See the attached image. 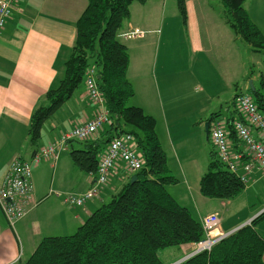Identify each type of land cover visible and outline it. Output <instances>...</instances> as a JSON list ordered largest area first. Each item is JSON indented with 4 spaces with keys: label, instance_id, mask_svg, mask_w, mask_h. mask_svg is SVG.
<instances>
[{
    "label": "crops",
    "instance_id": "0c3cea01",
    "mask_svg": "<svg viewBox=\"0 0 264 264\" xmlns=\"http://www.w3.org/2000/svg\"><path fill=\"white\" fill-rule=\"evenodd\" d=\"M87 4L88 0H19L12 18L0 30V188L16 156L31 158L39 148L59 138L78 122L91 118L94 113L95 106L83 84L44 122L38 143L33 145L30 142L32 113L45 102L47 92L63 76L64 62L70 56L76 39L75 24ZM186 5L187 21L183 22L182 18L178 20V8L174 11L169 0L132 3L131 16L122 31L130 27L148 31L143 40L126 44L131 58L127 75L135 90L132 104L157 120L162 146L166 140L173 147L172 151H177L175 158L181 167L184 188L183 191L178 188L183 184L171 171L177 178V183L169 185L171 194L187 205L200 220L208 214L219 213L223 220L221 228L232 232L252 220L254 211H246L241 216L233 210L238 206L247 209L249 201L244 193L264 174L255 172L244 193L236 200L202 195L200 179L209 163L207 152H204L205 123L211 121L212 114L221 112H213L208 117L206 102L202 105L201 96L196 93L199 91L197 84L207 86L208 79L215 83V88L219 87L216 78L229 84L238 80L240 68L244 67L241 54L243 41L208 0H186ZM169 7L173 12L171 15L166 13ZM245 7L256 23L253 10L246 6V2ZM180 21L183 25L179 24ZM175 28L181 32L172 38L171 32ZM250 79H246L240 92L248 90ZM235 84L238 85L237 81ZM238 93L231 102L234 110L225 116L227 119L240 117L235 103ZM178 127L182 128V132ZM206 137L210 139L209 133ZM188 139L196 141L194 147H190ZM74 142L68 144L55 162L42 161L33 168L35 206L14 228L0 209V264H21L45 237L75 232L133 175L119 169L112 173L99 198L91 199L82 206L66 203L64 198L67 194L86 192L96 176L95 173L82 171L74 163L73 151L89 149L88 144L79 142L75 146ZM191 149L195 152H190ZM187 150L189 153H186ZM228 212L231 214L226 216ZM178 251L179 256L169 261L170 264L192 256L195 243L181 245Z\"/></svg>",
    "mask_w": 264,
    "mask_h": 264
},
{
    "label": "trees",
    "instance_id": "16d2710c",
    "mask_svg": "<svg viewBox=\"0 0 264 264\" xmlns=\"http://www.w3.org/2000/svg\"><path fill=\"white\" fill-rule=\"evenodd\" d=\"M147 1L88 0L75 24L76 39L64 62L63 76L47 92L45 102L34 110L29 126L30 142L36 145L44 122L83 86L88 68L94 66L111 123L93 141L77 140L88 144L89 149L73 151L74 163L86 173H95L101 149L114 136L130 133L145 157V165L132 173L120 190L97 207L75 232L45 237L21 264H166L160 257L161 250L199 243L205 237L203 218L200 220L187 205L179 202L167 187L177 183V178L171 174L157 132V120L141 107L127 103L135 90L127 75L129 49L119 34L131 16L132 3ZM222 2L221 14L235 35L252 52L264 55V33L249 15L246 0ZM177 6L186 22V0H177ZM244 92L252 96L264 113V79L255 92L250 85ZM219 115L212 114L210 120ZM231 134L237 142L234 133ZM134 175L136 179L132 182ZM247 186L224 165L213 147L208 168L200 179L202 195L230 200ZM263 216L264 212L212 249L179 264H264V237L256 227Z\"/></svg>",
    "mask_w": 264,
    "mask_h": 264
},
{
    "label": "built area",
    "instance_id": "2783aa9c",
    "mask_svg": "<svg viewBox=\"0 0 264 264\" xmlns=\"http://www.w3.org/2000/svg\"><path fill=\"white\" fill-rule=\"evenodd\" d=\"M18 2L0 0V30L12 18ZM147 34L148 31L140 27H130L122 31L119 37L124 40H143ZM84 84L95 106L92 117L78 122L65 134L39 148L31 158L16 156L10 164L0 188V209L12 228L35 206L33 168L42 161L55 162L73 140L93 141L111 123L106 98L99 87L94 66L88 68ZM235 103L240 117L229 121L226 117L215 116L210 121L209 137L219 159L244 184L249 185L255 172L264 174V113L248 92L238 95ZM231 133H234L237 142L232 139ZM105 147L99 154L95 181L91 188L82 194H67L64 198L66 203L82 206L91 199L99 198L113 172L120 169L132 174L145 165V157L130 133L114 136ZM202 224L205 237L195 243L197 247L194 254L212 249L229 235V232L222 230L221 217L217 212L204 216Z\"/></svg>",
    "mask_w": 264,
    "mask_h": 264
},
{
    "label": "rangeland",
    "instance_id": "374dc122",
    "mask_svg": "<svg viewBox=\"0 0 264 264\" xmlns=\"http://www.w3.org/2000/svg\"><path fill=\"white\" fill-rule=\"evenodd\" d=\"M208 1H209V3H211L214 6V8L216 9V12L218 14H221L222 8H223L222 0H208ZM169 4L174 6V11H175V9L177 10V8H178L177 0H169ZM246 6L251 7V9L253 10V13H254L253 15H255L254 17L257 21L256 23L264 33V0H246ZM166 13L168 15L173 14L170 7ZM178 18H179L178 20H181V16L179 14H178ZM181 22L182 21H180L179 24L183 25V24H181ZM180 32H181L180 29L177 30L175 28L171 32V37L173 38V36H176V34L178 35ZM120 39L127 45H131V44H134V42H136V40H128L127 41V40H124L123 38H120ZM246 44L247 43L242 42V48L245 49V50L242 49V51H241L242 60L244 62V67L240 68L239 78H238V80H236L238 83L237 86H235L236 81L229 84L226 81L222 80L221 78H216V80H218L220 82V83L218 82V84H219L218 88L214 87L215 83L213 84V81L211 79L207 80V86L197 84L199 91H197L196 94H197V96H201L202 105H203V102L204 103L206 102V105L208 108L207 109L208 117L213 112H216V111H220L221 112L220 116H222V117H225L229 111H233L234 108L231 105L232 104L231 102H232L235 94L240 92L243 89L247 78L251 77L250 80L253 81V85H255L256 87H261V80L264 79V55L259 54V53L252 55L253 53L251 52L249 46ZM201 83L204 84V82H201ZM204 89H206V90H204ZM204 96H206L205 100H203ZM132 102H133V98L131 97L127 103H128V105H133ZM198 105H199V103H198ZM182 119H184V117ZM169 122H172V120L170 118H169ZM185 125L186 124H184V126ZM178 128L182 132V128L181 127H178ZM201 128L203 129V132H205L204 127L202 126ZM204 134L205 135L203 137V142L206 143V149L204 150V152H207V158H208V162H209L210 152L213 149V145H212L211 140L206 137L207 133H204ZM182 136L184 138L186 137L184 135H182ZM173 140L176 141L175 138ZM182 143L186 144V142H182ZM195 143H196V141L194 142L193 140L188 139V144L190 145V147H194ZM74 145L75 146L79 145V142L77 140H75ZM162 147L165 148V150L167 152L168 165H169L170 171H172V173H174V175H176L180 179L181 184H183L184 183L183 178L180 177L181 167L179 168L178 163H177L176 158H175L177 151L173 149V151H174V153H173V151H172L173 147H171V145L166 140H164ZM183 150H186V148H183ZM189 151L195 152L194 149H191ZM189 151L187 150L186 153H189ZM177 155H178V153H177ZM198 158H199V156H198ZM167 187L170 190L169 185ZM178 188L181 191H183L184 184L178 185ZM244 191H243V193H244ZM246 192L247 193H244V194L247 195V199L249 201L247 209H245L244 206H242V207L238 206L237 208H234L233 211L237 210L238 212H236V213H241V216H244L246 214V211L248 213H250V211H254L255 213L253 214L254 215L253 217H257L264 210V177H262L257 184H255L253 187H251ZM230 214L231 213L228 212V214H226V216L230 215ZM220 217H221V215H220ZM222 221L223 220L221 217V225H222ZM256 227H257L259 233H261L264 236V216L261 217L257 221ZM196 247H197V245H195V248ZM178 248L179 247H170V248L161 250L160 251L161 259L166 264H170L169 261H172L173 259H175L179 256ZM195 251H196V249H195ZM171 264H173V263H171Z\"/></svg>",
    "mask_w": 264,
    "mask_h": 264
},
{
    "label": "water",
    "instance_id": "95a60500",
    "mask_svg": "<svg viewBox=\"0 0 264 264\" xmlns=\"http://www.w3.org/2000/svg\"><path fill=\"white\" fill-rule=\"evenodd\" d=\"M249 85H250V89H251V91H252V92H255V91H256V87H255V85H253V81H252V80H249ZM209 127H210V121H207V122L205 123V129H206V133H207V134L209 133ZM135 179H136V176L134 175V176L132 177V182H134ZM254 218H255V217H254ZM254 218H252V220H253ZM252 220H251V221H252ZM251 221L247 222L246 224L250 223ZM246 224H244V225H246ZM244 225L240 226L239 228L243 227ZM239 228H237L236 230H238ZM236 230H234V231H236ZM234 231H232V232H234ZM232 232H229V234L232 233ZM189 257H191V256H189ZM189 257H185V258H183L182 260H179V261H177V262H175V263H173V264H179V263H181L182 261L188 259Z\"/></svg>",
    "mask_w": 264,
    "mask_h": 264
},
{
    "label": "bare ground",
    "instance_id": "6f19581e",
    "mask_svg": "<svg viewBox=\"0 0 264 264\" xmlns=\"http://www.w3.org/2000/svg\"><path fill=\"white\" fill-rule=\"evenodd\" d=\"M249 224V223H248Z\"/></svg>",
    "mask_w": 264,
    "mask_h": 264
}]
</instances>
